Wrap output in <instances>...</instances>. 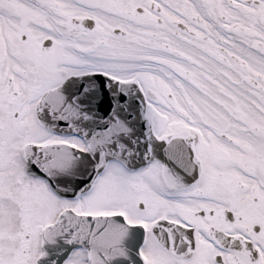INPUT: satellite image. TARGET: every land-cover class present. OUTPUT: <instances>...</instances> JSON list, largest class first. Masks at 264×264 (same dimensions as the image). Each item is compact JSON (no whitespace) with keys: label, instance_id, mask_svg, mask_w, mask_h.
<instances>
[{"label":"snow or ice","instance_id":"obj_1","mask_svg":"<svg viewBox=\"0 0 264 264\" xmlns=\"http://www.w3.org/2000/svg\"><path fill=\"white\" fill-rule=\"evenodd\" d=\"M0 264H264V0H0Z\"/></svg>","mask_w":264,"mask_h":264}]
</instances>
